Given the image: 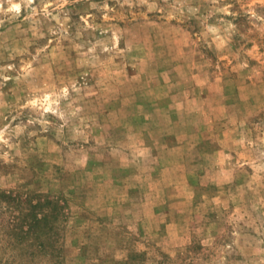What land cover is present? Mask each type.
Wrapping results in <instances>:
<instances>
[{
	"label": "rangeland",
	"instance_id": "obj_1",
	"mask_svg": "<svg viewBox=\"0 0 264 264\" xmlns=\"http://www.w3.org/2000/svg\"><path fill=\"white\" fill-rule=\"evenodd\" d=\"M0 264H264V0H0Z\"/></svg>",
	"mask_w": 264,
	"mask_h": 264
},
{
	"label": "clouds",
	"instance_id": "obj_2",
	"mask_svg": "<svg viewBox=\"0 0 264 264\" xmlns=\"http://www.w3.org/2000/svg\"><path fill=\"white\" fill-rule=\"evenodd\" d=\"M12 7H13V9H15L17 12H19V9H20V5H19V4H14Z\"/></svg>",
	"mask_w": 264,
	"mask_h": 264
}]
</instances>
